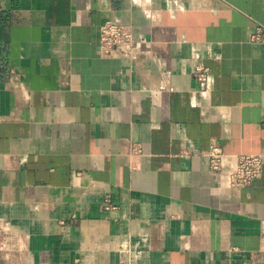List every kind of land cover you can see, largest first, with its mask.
Returning a JSON list of instances; mask_svg holds the SVG:
<instances>
[{
	"label": "crops",
	"instance_id": "0c3cea01",
	"mask_svg": "<svg viewBox=\"0 0 264 264\" xmlns=\"http://www.w3.org/2000/svg\"><path fill=\"white\" fill-rule=\"evenodd\" d=\"M257 25L264 0H0V264H264V168L229 181L264 157Z\"/></svg>",
	"mask_w": 264,
	"mask_h": 264
},
{
	"label": "built area",
	"instance_id": "2783aa9c",
	"mask_svg": "<svg viewBox=\"0 0 264 264\" xmlns=\"http://www.w3.org/2000/svg\"><path fill=\"white\" fill-rule=\"evenodd\" d=\"M252 42L264 43V26L257 25L256 32L252 36ZM100 54L102 57L110 58L117 55L129 57L137 47L134 33L130 27L112 21L105 22L100 28ZM196 78L205 84L208 74L199 69ZM211 167L215 172H222L223 159L225 157L222 149L214 146L208 155ZM264 168V157L261 155H241L237 159L236 166L229 174V181L233 187H245L252 185L258 180ZM107 209L114 207L107 201Z\"/></svg>",
	"mask_w": 264,
	"mask_h": 264
},
{
	"label": "trees",
	"instance_id": "16d2710c",
	"mask_svg": "<svg viewBox=\"0 0 264 264\" xmlns=\"http://www.w3.org/2000/svg\"><path fill=\"white\" fill-rule=\"evenodd\" d=\"M1 70V69H0Z\"/></svg>",
	"mask_w": 264,
	"mask_h": 264
}]
</instances>
